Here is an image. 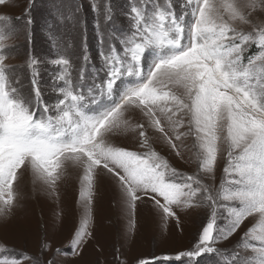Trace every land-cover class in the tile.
Wrapping results in <instances>:
<instances>
[{"label":"snow or ice","instance_id":"6c2138e0","mask_svg":"<svg viewBox=\"0 0 264 264\" xmlns=\"http://www.w3.org/2000/svg\"><path fill=\"white\" fill-rule=\"evenodd\" d=\"M93 11L99 65L86 45L78 64L65 50L47 61L28 55L27 84L6 63L14 47L7 41L21 31L0 13V219L23 200L25 174L34 189L57 195L71 171L82 209L73 256L92 238L94 198L104 177L130 231L143 203L165 224H179L180 211L206 210L188 249L135 264H199L203 254H216L218 264H264V0H130L119 32L110 4L101 13L94 2ZM65 19L75 17L61 15L58 22ZM42 63L53 68L51 101L40 83ZM173 160L195 167L182 171ZM249 218L255 223L234 250L216 247ZM49 247L46 235L39 258L0 245V264H44ZM249 250L251 256L241 254Z\"/></svg>","mask_w":264,"mask_h":264},{"label":"rangeland","instance_id":"374dc122","mask_svg":"<svg viewBox=\"0 0 264 264\" xmlns=\"http://www.w3.org/2000/svg\"><path fill=\"white\" fill-rule=\"evenodd\" d=\"M94 2L100 5L101 13L103 6L110 4L117 32L127 26L124 13L128 10L130 0H9L0 6V13L10 16L13 25L21 31L20 38L7 41L9 46L14 47L10 48L6 63L16 68L25 84L29 80L28 71L24 68L28 55L47 61L55 51L65 50L78 64L80 61L76 57L86 45L95 64L99 65V57L96 55L98 37ZM29 8L32 21L30 25L26 23V10ZM77 8L79 12L75 11ZM61 15L66 18L74 15L75 19H65L63 23H59ZM100 19L103 28L102 14ZM50 35H55L56 39H50ZM255 51L256 48L253 47L251 52ZM249 54L246 52L245 56ZM40 68V83L45 99L51 101L54 99L50 91L53 68L46 63H42ZM173 163L182 171L191 172L195 167L177 160H173ZM223 164L224 160L221 158L216 173L217 184L223 175ZM19 190L24 194L23 200L10 218L0 219V245L39 258L42 235H46L50 247L43 252L44 264L49 260L53 264H116L118 260L135 264L138 260L152 261L154 257L163 255L174 257L178 251L191 246L206 212L205 209L180 211L179 224L175 220H169L165 224L150 204L143 203L136 212L135 228L130 231L129 218L121 212L113 185L101 177L94 198L92 238L82 245L78 255L73 256L71 237L82 211L77 203L79 182L76 174L70 171L59 183L57 195H52L39 186L34 189L27 174L21 178ZM61 212L62 219L58 217ZM253 223L255 221L249 218L244 228L216 247L225 253L231 252L240 241L243 231ZM57 249L61 254H56ZM241 254L252 255L250 250L242 251ZM198 259L199 264H218L216 254H203ZM24 264H30V261H24Z\"/></svg>","mask_w":264,"mask_h":264}]
</instances>
